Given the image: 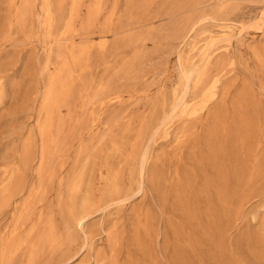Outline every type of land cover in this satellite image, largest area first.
<instances>
[{"label":"rangeland","instance_id":"rangeland-1","mask_svg":"<svg viewBox=\"0 0 264 264\" xmlns=\"http://www.w3.org/2000/svg\"><path fill=\"white\" fill-rule=\"evenodd\" d=\"M92 2L84 1L75 22L74 39L71 35L59 37L70 13L71 0L66 3L64 21L56 34L67 48L81 46L86 41L82 35V22L87 18ZM16 3V7H20L22 0ZM53 3L58 12L57 0ZM228 3L229 0L106 2L97 27L88 32L86 42L98 45L99 41H107L108 47L98 49L94 45L86 71L78 69L75 76L82 78L85 75L83 78L91 91L103 86L111 97L120 93L122 102L108 103L110 99L106 98L105 105L98 103L83 109L77 97L73 98V118L84 120V125L80 124L74 134L70 131L75 123L70 120L71 113L68 109L63 110L62 115L68 122L65 132L70 141L58 165L62 161L65 165L57 170L58 174L48 187L49 194L34 206L31 219L23 230L27 231L42 215L51 213L59 228L64 230L61 199L66 201L68 184L74 172L86 164L89 154L95 169L88 174L84 191L101 196L106 189L103 180L105 163L117 168L124 165V157L113 154L111 142L117 140L123 152L130 154L145 119H152L151 114L158 107L161 110L158 103L172 102L181 84L180 57H184L190 75L195 55L191 43L193 36L203 28L209 31L212 55L234 61L232 71L223 78V83L229 86V94L225 104L216 102L211 106L215 113L210 114L209 110L198 120L175 122L170 136L165 134L164 128L153 139L158 122L152 119L153 122H149L152 128L145 130V140L137 149L134 182L130 180L133 166H126L123 174V192L133 198L94 214L89 221V228L94 231L93 250L82 251L85 241L80 238L69 254V260L68 257L57 259L55 264H97L99 254L110 259L113 252L105 229H114L118 234L117 264H157L158 261V264H264V76L252 54L253 48L264 46V32L256 30L264 27V0H243L236 8L220 10L222 4ZM42 5L43 0L36 1L34 23L24 33L17 27L7 1L0 0V78L8 83L9 92L4 98L5 103L3 100L0 104V184L5 167H23L24 172L22 191L0 212V237L15 227L25 200L39 184L38 170L43 154L41 108L49 78L57 70V65L49 66V69L47 64L51 57L57 62L54 51L58 47L57 41L45 37ZM113 11L115 17L111 27L115 30L124 27L125 31L120 44L115 39L117 36L102 34ZM207 14L216 17V21L200 25L194 32L188 29L185 42L184 39L167 40L166 37L185 21ZM150 30L155 33L145 40ZM229 34L233 36L231 42L227 38ZM208 42L205 40L201 47L207 46ZM138 58L141 60L135 63ZM135 64L141 70L138 80L116 77V74L123 77L121 71L125 66ZM113 75L116 80L110 82ZM188 79L192 80V77L188 76ZM244 84L249 87L246 102L243 99L246 98ZM77 88H82L79 79ZM239 100L243 104L238 106ZM92 112H95L94 116ZM249 121L253 126L251 134ZM185 130L187 136L178 141L176 134ZM104 136L106 139L102 141ZM29 140L34 150L26 167L21 154ZM148 145L152 158L148 166L147 192L142 194L139 193L138 166ZM84 146H87V153L80 157ZM223 197H229L228 207L222 203ZM22 251L17 264L27 255V250Z\"/></svg>","mask_w":264,"mask_h":264},{"label":"bare ground","instance_id":"bare-ground-1","mask_svg":"<svg viewBox=\"0 0 264 264\" xmlns=\"http://www.w3.org/2000/svg\"><path fill=\"white\" fill-rule=\"evenodd\" d=\"M6 1L11 10L13 19L15 20L17 27L21 30V32L26 33V30H28L29 26L33 25L34 23V17H35L34 11L36 8L37 0H22L21 6L19 5L20 7H16L17 0H6ZM84 1L85 0H71L69 17L65 19L63 30L62 33L59 35V37L67 38L70 35L72 37L74 36L73 33L76 32L75 22L76 19L78 18V14L81 12L80 10L84 6ZM107 1L108 0H93L91 5L89 6L87 18H85V20L82 22L83 23L82 35L86 37L85 39L86 41H87L88 32L94 27H97L96 25L98 23L100 16L105 10ZM241 1L243 0H229L230 3L222 4L220 6V10L222 11L228 10L230 9L231 6L232 8H236L239 2ZM67 2L68 0H57L59 11L56 12L54 10L53 0H43L42 13H44V17H45L43 22L44 25L43 29H45V37L48 38V40L54 39L55 42L57 41L58 47L57 50L54 51V54L56 56L55 59L57 62L52 60L51 57L48 60V64H47L48 67L52 65H57V70L49 78L47 91L45 93V97L43 101V108H41L42 109L41 114L43 117L41 122V132H42L41 135L43 137V147H42L43 154L41 158V164L38 170L39 184L34 190L31 191L29 198L25 200L22 206L21 214L16 219L15 227L11 231H7V233H5L2 237H0V264H17L18 263L17 258H20L23 254L20 257H18V255L23 249H25V251L27 250V255L20 264H55L57 259H63L69 256V254L72 252V249L75 246V243L80 238H82L85 241V243L81 247L82 251L90 250L94 245L93 242L94 231L90 230L89 221L93 218L94 214L96 212H99V210L101 209H106V208L111 209L112 206L114 207L115 205L125 204L133 198V195H129L123 192L122 189L123 174L125 172L126 166H133L134 170H132L130 180L134 182L135 180L134 171L137 167L135 165L137 160V149L139 150L140 147L139 143H142L143 140H145L144 139V137L146 136V134H144L145 130L147 129L149 131L152 128L149 122H153L154 119H156L157 120L156 122H158V124L156 125L157 126L155 130L156 132L155 134H152L153 139L158 137L160 135L159 133L164 128L166 129L165 134L167 136H170L171 129L175 122H182L185 120H198L203 115H205L209 110H210L209 111L210 114H212V112L214 111L213 109L212 110L210 109L211 106L216 102L225 104L228 98L229 86L226 82L223 83V78L227 74H229V72L232 71L234 67V61L230 58H215L212 55V53L210 52L212 47V42L208 37L209 31L208 29L203 28L201 29L199 34L193 36V42L191 43L192 53L195 55L193 57L194 63L192 64V67L190 69V75H188L187 73L188 70L185 65L186 62L184 60V57H180L181 84L179 88L175 91L172 102L170 103L168 101H164L158 103L160 104L162 111L158 107L151 114L153 120L145 119V125H143L137 131L136 134L137 142L133 144L132 146L133 150L130 152V154L129 153L125 154L123 152L122 145L117 140H113L111 142L113 154L122 155V157H124V165H122V167L117 168L111 164L105 163L106 174L105 177L103 176V180L106 182V189L103 191V193H101V196L94 195L91 191H87V192L84 191V186L86 183L87 176L91 170L95 169L93 157L91 154H89L86 160V164L78 171L74 172L73 178L70 180V183L68 184L69 187H68V194L66 201H64V198L61 199V205L64 207L63 209L64 230H61L59 228L54 214L51 213L52 211L50 212L51 215H46V216L42 215L37 221L33 223V225L27 231L23 230V227L31 219L30 217L32 215L33 210L35 209L34 206L37 203H41L44 201L45 196L48 193L47 192L48 187L51 185L53 179L55 178L57 170L64 168L65 165L62 160H61L62 162L58 165L59 158L61 155H63L64 150L66 151L65 148H67V143L68 141H70L68 139L69 135H67L65 132V129H67L66 127L68 125V122L62 115L63 110L68 109L72 116L70 117L71 118L70 120L75 122L70 127V131L73 133L74 131L77 130L79 126H81L80 124H82L84 121L82 117L79 119L73 118V110H72L73 106L71 102L73 98L77 97L83 109H87L90 106L97 105L98 103H100L101 105H105L106 98L110 99L108 103L122 102V97L120 93H115V95L111 97V95H109V91L106 88H103V86L101 87L99 86L98 89L91 91L90 88H87L88 87L87 81L83 78L85 77V75L83 77L81 76L82 78L80 77L76 78L75 75L77 74L76 72L78 69H82L83 71H86L91 50H93L95 46H97L98 49L99 48L106 49L108 47V42L99 41L98 45L94 44L95 45L94 46L89 43L90 41L89 42L83 41L84 43L81 46H70V48H67V46L63 44L62 40L60 39L58 40L57 39L58 36L56 33L58 31L59 25L62 23V21H64L63 13ZM114 17H115V12L113 11L106 20V23L104 25V31L102 34H105V36H107L108 34H113L117 36V38L115 37V39H117V43L120 44V42H123L122 34H124L125 31H123L124 27H120V28L116 27L118 28L117 30L111 27L114 21ZM216 19H217L216 17L208 14L203 15L195 20L190 19L187 22L185 21L184 24H181L180 27L178 26L177 28H175L173 30V33H171V35H169L166 38L167 40L184 39L185 42L187 40V38L185 37V33L188 29L191 30V32H194L200 25H203L210 21H216ZM170 25L175 26V24H170ZM256 30L264 32V27H259ZM161 32L162 31H159L160 34ZM154 33L155 31L150 30V32L148 33V37L145 38V40L151 39ZM17 37L18 36L16 35V38ZM26 37L28 38V35ZM232 37H233L232 34L227 35V38L230 42L232 41ZM74 38L75 37H73V39ZM129 38L132 39L131 37ZM205 40H209L207 46L201 47V44ZM54 45L56 44L54 43ZM50 52L52 53V51ZM252 54L259 66V70L261 74L264 76V46L260 48H253ZM139 59L141 60V58H138L135 63L139 62L140 61ZM8 65L10 66V64ZM125 67L126 68H123V71H121L124 73L123 77H120L118 74H116V77L118 79L119 78H127L129 80L139 79L138 75L140 74L141 70L138 64L132 66H125ZM89 69L91 70V67ZM2 75L4 76V74ZM188 76H191L192 80H189ZM114 78L115 75H113V77L110 79V82L116 80V78L115 79ZM2 79L3 78H0V104L4 100L5 96L9 94V92L7 91L8 86L6 85L8 83H5ZM78 79L79 82L82 83L81 89L77 88ZM244 86L245 87L243 89L246 98L243 99H245L246 102L247 98H249V87L247 86V84H244ZM19 88H21V86ZM242 100H239L238 106L243 104ZM84 112L85 111H83V113ZM94 113L95 112H92V116H94ZM84 117H86V115H84ZM259 130L260 129H258V131ZM248 131L249 134L253 132V126L251 125L250 121L248 125ZM176 136L178 141L184 139L187 136L186 130L181 133L179 132L178 134H176ZM26 138L28 139V137ZM105 139L106 136L102 138V141H104ZM70 144L72 143L70 142ZM23 145L26 144L24 143ZM33 148L34 146L32 144V141L29 140L27 145L24 147L23 153L21 154L23 163L25 164L26 167L29 165L30 158L32 157L31 154L32 151L34 150ZM87 150H88L87 146H84L80 152V157L85 155L87 153ZM151 158H152L151 149H150V145H148L143 153L140 164L138 166L140 169V173H139L140 179L138 182L139 193L142 194H145L147 192V186L149 180L148 166L151 161ZM67 174H69V172ZM2 178L3 179L0 184V212L1 211L3 212V208L9 206L10 201L14 199V197L17 196L22 191L24 186L23 167H15V168L12 166L5 167L4 176ZM221 200L226 207L229 206L230 203L229 197H223L221 198ZM50 210L51 209H49V211ZM105 232L108 234V241L110 243V247L112 249L113 255L109 259L104 254H99L98 257L96 258V262L97 264H117L115 253H117V249L119 246L118 234L114 229L112 230L105 229Z\"/></svg>","mask_w":264,"mask_h":264}]
</instances>
